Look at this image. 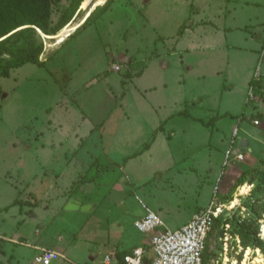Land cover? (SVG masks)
Masks as SVG:
<instances>
[{"label":"rangeland","instance_id":"rangeland-1","mask_svg":"<svg viewBox=\"0 0 264 264\" xmlns=\"http://www.w3.org/2000/svg\"><path fill=\"white\" fill-rule=\"evenodd\" d=\"M52 1L51 28L72 0ZM240 1L257 3L264 13V0ZM193 3L199 5L198 0H90L72 21L77 25L88 11L89 20L62 43L55 45V39L37 32L41 66L24 64L0 78V264H36L29 248L37 241L41 252L56 253L58 261L66 257L70 264H92L90 252H96L95 264H103L110 251L101 242L71 243L81 233L89 237L82 222L91 213L66 211L70 199L98 206L92 214L100 220L99 229H106V218L134 221L135 213L145 212L144 204L162 219L159 230H175L208 206L218 179L216 199L227 205L225 219L252 220L264 243V182L259 179L264 175V64L250 98L244 66L228 69L225 62L203 66L198 61L194 68V55L180 53L182 61L172 53L173 36L195 24L191 19L197 18H189L198 11ZM6 13L9 19L1 7L0 15ZM155 68L159 71L152 72ZM230 80L235 90L222 97L219 86L228 92ZM203 94L208 98L202 99V109L193 106L200 100L192 96ZM161 98L170 105L165 110L156 109ZM174 110L192 117L170 121L172 133L158 117ZM234 128L237 139L249 137L251 150L242 149L244 160L223 168ZM155 135L153 150L127 170L124 154L140 152ZM120 200L124 203L118 206ZM253 201V211L242 207ZM91 224L96 227L98 221ZM222 228L211 239L208 263L252 264L259 252L263 261L256 264H264V252L253 242L235 236L228 224L218 231ZM104 234L97 236L102 240ZM146 256L151 260L152 252Z\"/></svg>","mask_w":264,"mask_h":264},{"label":"crops","instance_id":"crops-1","mask_svg":"<svg viewBox=\"0 0 264 264\" xmlns=\"http://www.w3.org/2000/svg\"><path fill=\"white\" fill-rule=\"evenodd\" d=\"M198 2H199V5L197 3L195 4L193 3L194 6L198 7V11L195 13L192 12L191 15L189 16L190 19L193 18V16L197 18L195 20L191 19L195 24H193V26H191L188 29H183L182 31L183 33L181 36L177 35V33L173 36V43H172L173 47L171 48L172 53L173 51H175L176 54L186 53L189 56L194 55L195 56L194 61H197L196 64L193 65L194 68L198 65V61L199 63L201 62L203 66L207 65V61H221L223 63L225 62L224 65L228 69L229 68L234 69V67L237 64L240 67L244 66L245 73H248L249 75V78L247 76V79H246V83L248 84V89H249L253 75H254V71L260 59L262 45L264 43V16H263L264 13L261 12L262 7H260L257 3L250 5L249 3L242 2L240 0H220L218 1L217 4L215 3L214 0H198ZM190 5H192V3ZM213 8H217L218 10H215L214 13H211L210 9H213ZM254 8L256 10H254ZM183 41H187V43L183 44ZM181 56H182V61H183L184 59L183 55ZM263 64L261 66V74H262ZM163 69L165 68L161 69L162 72H163ZM168 69H170V63L167 69H165V71H167ZM186 69L187 71H190L192 70V67L186 66ZM221 70H222L221 68H218L215 70V73L217 76H219L220 74H223V71ZM155 71L158 72L159 69L155 68L154 70H152V72H155ZM204 77L205 76L203 75V72H202L200 78L203 79ZM220 87L222 89L221 90L222 93L220 94L222 95V97L224 95H228L229 97L230 95H232V92H234L235 90V85H233L232 81L230 82V89L227 90L228 92H226L227 94L225 93V90H224L225 86L221 84L219 88ZM154 93L156 95L157 91H154ZM206 94L192 96L191 99L194 100L197 97V99L200 100V102L197 105H193V104L192 105L197 106L198 108L202 109V107H199V105L202 103V99L208 98V95L206 96ZM161 101H166V102H161ZM161 101L157 104L156 109L159 108V109L165 110L170 106L167 101V98H161ZM187 102L188 101H185V103ZM193 102H197V101H193ZM150 108H151L150 110H153L152 106ZM136 109L146 111L148 108L145 109L142 107L141 108L137 107ZM226 113L231 114L230 112H226ZM190 114L187 112H182L181 110L180 111L174 110V111H170V114L167 115L162 120H160V117H158V120L163 129L166 127H169L168 131L174 133L173 129H171L170 126H168L169 122L172 121L174 118H176L178 115L185 116V117H189V116L192 117V114L191 115ZM194 120H196L197 123L200 122V119L195 118ZM172 136L174 138L175 134ZM157 138L158 137L155 135L152 140V143L150 144L147 150H143V148L145 147L144 146L142 150L138 153L135 152L133 154H129V153L124 154L125 156L122 159H124V166L127 167V170H129L130 168V163H133V161H138L137 158L141 157L145 153L149 154L150 151L153 150V144L156 142ZM248 138L249 137H243V138L241 137L240 141L242 139H246L249 143L248 148L246 149L247 150L249 149L250 151L251 142ZM98 139L101 140V136ZM242 149H241V152L243 151ZM125 167H124V170H125ZM157 167H158L157 169H160L159 165ZM76 200L79 201L82 205H85V204L89 205L85 202V200L82 201L79 198ZM116 203L117 202H114V206L116 205ZM118 203H119L118 206H120L124 203V201L120 200ZM90 205L93 206V208L89 210L91 215L89 218H87L86 220L82 222L84 223L83 227L85 231L89 233V237L88 238L86 237V239H83L81 237L83 236V233H81V235L78 238H75L71 243L74 244L78 242H88V243L101 242L103 246L107 248V250L109 249L110 252L106 253L105 256L110 255L112 257L113 259L112 264H121L119 260L120 257L130 254L131 251L136 247H142L146 245L148 241L147 236L140 233L134 227L135 221L142 218L145 215V212L142 214L135 213L134 217H137V218L134 221L132 220L133 222L132 221L129 222L131 225L133 223L132 227H134V229L137 230L136 233L135 232L131 233L130 231H128V226L126 225L127 222L123 220V218L122 219L116 218L113 220L106 218L105 219L106 229L101 228V227H100L101 229H99L98 227L100 225L99 223L100 220L99 219L97 220V218H95V216H93L92 214L98 208V206L95 204H90ZM204 207L206 206H202L200 208H204ZM200 208H197V209H200ZM195 212L189 216L188 222L191 221ZM155 214L160 218V216L157 213ZM74 216L75 217L73 218L75 220H78L77 216L76 215ZM93 220H95L96 222L98 221V226L94 227V225L91 224ZM113 229L116 232L112 231ZM100 232L105 233L104 235H101L102 240H100V238L97 236L99 235ZM37 243H39V241L36 242L35 246H32L31 248H29V250H32V252L34 253L33 255L34 258L42 251V248H40ZM47 249H50V248H47ZM53 250L57 252H62L58 249H53ZM62 253L64 254V252ZM95 253L96 252H90V262H92V264H95L96 255H97ZM68 263L70 264L72 262H70V260L64 257L60 259L59 261L56 260L52 264H68Z\"/></svg>","mask_w":264,"mask_h":264},{"label":"trees","instance_id":"trees-1","mask_svg":"<svg viewBox=\"0 0 264 264\" xmlns=\"http://www.w3.org/2000/svg\"><path fill=\"white\" fill-rule=\"evenodd\" d=\"M83 1L84 0H72L69 6L62 11L55 26L51 28L47 20L51 15L52 0H0V12L1 7L5 6V11L8 12L10 16L8 19L7 13L0 15V78L7 77L11 69L20 68L24 64L41 66L43 62L39 60V55L42 53L43 45H37L34 38L38 36V30L46 36L57 35L72 21L78 7L82 5ZM13 14L18 15L12 19ZM87 20H89V17ZM79 31L78 29L77 32ZM254 83L255 82L252 80L251 84ZM149 146L150 144L146 145L143 150H147ZM259 176V179L264 182V175ZM250 177L251 175L249 178ZM243 183H245L244 180H242L241 185ZM248 183L250 184L251 181ZM257 188L251 193H257ZM245 206L253 211L256 203L255 201L252 203H244L242 207ZM227 224L232 227L235 236L241 239L247 238L254 243L255 249L259 248L262 253L264 252V243L258 236V227L253 226L252 220H227L223 213H221L219 217L214 220V224L208 235L203 255L205 261L207 256L211 253V239L216 238L219 234L221 235L223 233V228L218 231L219 228L221 225L225 227ZM123 257L119 258L121 264L123 263Z\"/></svg>","mask_w":264,"mask_h":264},{"label":"built area","instance_id":"built-area-1","mask_svg":"<svg viewBox=\"0 0 264 264\" xmlns=\"http://www.w3.org/2000/svg\"><path fill=\"white\" fill-rule=\"evenodd\" d=\"M264 63V43L262 45L260 59L254 71L252 80L256 83L262 78L261 66ZM250 98L253 97L254 86L250 85L248 89ZM247 100V104H248ZM258 124L257 121L253 122ZM238 138V128L233 129V140L231 147L225 152L223 168L229 166L232 161L242 162L244 154L241 152L240 139ZM235 145H238L237 151ZM235 151V152H234ZM221 179H218V185L214 189V196L208 206L195 214L190 222L175 230H159L163 226L162 220L144 204L142 208L145 215L135 221L134 227L142 234L147 236L148 241L145 246L134 248L130 254L123 257L122 264H226L224 262L212 261L206 262L203 258L206 248L208 235L214 224V220L219 217L227 205L220 203L216 199L219 191ZM227 226V225H226ZM148 251L152 252V258H147ZM59 256L51 251L40 252L35 258L36 264H52ZM112 257L106 255L103 264H112Z\"/></svg>","mask_w":264,"mask_h":264},{"label":"bare ground","instance_id":"bare-ground-1","mask_svg":"<svg viewBox=\"0 0 264 264\" xmlns=\"http://www.w3.org/2000/svg\"><path fill=\"white\" fill-rule=\"evenodd\" d=\"M90 2V0H86L83 1L80 10H83L87 4ZM98 5V4H97ZM96 6V5H95ZM89 11L85 14L84 18L80 21V23L78 22L77 25H73L74 20L68 24L61 32H59L57 35L54 36H46L44 35L41 31L38 30V32L43 35L45 38L48 39H55V45L60 44L64 41V39L66 38V36L71 33L72 31H74L77 27H79L89 16ZM263 235H264V231H262ZM257 252V251H256ZM258 259H255V261L252 262V264H256V261H263L262 257L260 256V253L258 252ZM225 261H228V258L225 257ZM232 264H235V262H233Z\"/></svg>","mask_w":264,"mask_h":264},{"label":"water","instance_id":"water-1","mask_svg":"<svg viewBox=\"0 0 264 264\" xmlns=\"http://www.w3.org/2000/svg\"><path fill=\"white\" fill-rule=\"evenodd\" d=\"M248 141L246 139H242L240 141V147L243 149L248 148ZM93 208L92 205H82L79 201H77L76 199H70L66 205H65V210L66 211H80L82 213H88L89 210H91Z\"/></svg>","mask_w":264,"mask_h":264}]
</instances>
